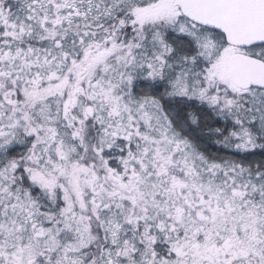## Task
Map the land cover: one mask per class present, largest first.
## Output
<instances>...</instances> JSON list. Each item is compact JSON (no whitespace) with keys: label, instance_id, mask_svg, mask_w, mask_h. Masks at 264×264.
I'll return each mask as SVG.
<instances>
[{"label":"snow or ice","instance_id":"snow-or-ice-1","mask_svg":"<svg viewBox=\"0 0 264 264\" xmlns=\"http://www.w3.org/2000/svg\"><path fill=\"white\" fill-rule=\"evenodd\" d=\"M0 264H264V0H0Z\"/></svg>","mask_w":264,"mask_h":264}]
</instances>
